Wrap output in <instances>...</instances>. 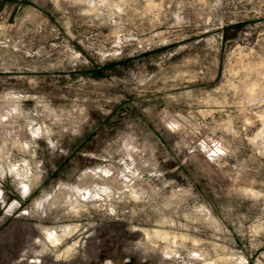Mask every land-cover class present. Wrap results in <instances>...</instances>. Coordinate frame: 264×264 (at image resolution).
Masks as SVG:
<instances>
[{
  "label": "rangeland",
  "instance_id": "374dc122",
  "mask_svg": "<svg viewBox=\"0 0 264 264\" xmlns=\"http://www.w3.org/2000/svg\"><path fill=\"white\" fill-rule=\"evenodd\" d=\"M206 263L264 264V0H0V264Z\"/></svg>",
  "mask_w": 264,
  "mask_h": 264
},
{
  "label": "bare ground",
  "instance_id": "6f19581e",
  "mask_svg": "<svg viewBox=\"0 0 264 264\" xmlns=\"http://www.w3.org/2000/svg\"><path fill=\"white\" fill-rule=\"evenodd\" d=\"M131 194H132V197H133V198H136V193L132 192ZM158 234H160V233L158 232ZM52 236H53V235H52ZM153 236H154V235H153ZM168 250H169V249H168ZM65 255H66V254H65ZM63 256H64V255H63ZM198 256H199V255H198ZM200 256H201V255H200ZM206 264H209V263H206Z\"/></svg>",
  "mask_w": 264,
  "mask_h": 264
},
{
  "label": "snow or ice",
  "instance_id": "6c2138e0",
  "mask_svg": "<svg viewBox=\"0 0 264 264\" xmlns=\"http://www.w3.org/2000/svg\"><path fill=\"white\" fill-rule=\"evenodd\" d=\"M6 180H7V178H6ZM25 191L27 192V189H25Z\"/></svg>",
  "mask_w": 264,
  "mask_h": 264
}]
</instances>
